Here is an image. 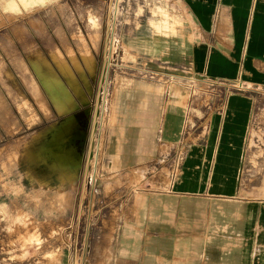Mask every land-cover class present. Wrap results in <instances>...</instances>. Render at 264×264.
I'll use <instances>...</instances> for the list:
<instances>
[{
  "label": "crops",
  "instance_id": "0c3cea01",
  "mask_svg": "<svg viewBox=\"0 0 264 264\" xmlns=\"http://www.w3.org/2000/svg\"><path fill=\"white\" fill-rule=\"evenodd\" d=\"M170 10L180 22L176 35H159L149 23L140 35L133 23L126 44L164 77L170 64L178 78L204 81L202 89L190 85L198 95L183 101L169 79L111 87L108 74L99 83L97 73L94 99L85 88L79 106L93 107L107 89L109 129L66 112L57 140L48 138L46 163L17 166L16 214L54 220L62 205L66 264H264V130L256 127L264 119V97L256 94L264 92V0H172ZM250 140L259 143L253 150ZM24 183L47 193L25 194ZM76 183L84 194L70 193ZM54 186L68 190L49 194Z\"/></svg>",
  "mask_w": 264,
  "mask_h": 264
},
{
  "label": "rangeland",
  "instance_id": "374dc122",
  "mask_svg": "<svg viewBox=\"0 0 264 264\" xmlns=\"http://www.w3.org/2000/svg\"><path fill=\"white\" fill-rule=\"evenodd\" d=\"M170 3L172 0H0V264L67 263L64 247L68 244L69 229L60 218L62 205L56 207L54 220H47L43 216L45 212L38 213L37 223L16 214L22 195L17 166L46 163L41 160L45 158L48 138L57 140L59 130L56 128L62 125L66 112L82 116L83 124H90L91 128H95L97 122L99 129H109L112 113L107 89L97 92L93 107L79 106L80 100H85V88L94 99L91 88H94L97 73L101 83L106 72V81L111 80V87L130 80H150L149 77H153L155 83L169 79L171 88H181L183 101L198 95L189 91L190 85L199 83L202 89L204 81L180 79V73L170 64L167 65L168 76L160 75L144 60L136 59L131 46L126 44L133 23L136 27L142 26L140 35L146 31L144 25L148 23L159 35H176L180 22L175 20ZM72 51L80 52V57L75 58ZM59 54L67 67L60 64L63 60L57 59ZM37 67L41 74L37 73ZM41 75L58 77L68 89L67 97L50 95ZM215 92L220 98L226 94L221 89ZM199 94L207 92L200 90ZM256 94L264 97L262 92ZM90 109H94L93 114ZM256 127L264 130V119ZM251 136H256L254 129ZM253 140L249 142L251 150L259 144ZM108 180L105 193L112 187ZM24 189L23 193L28 195L47 193L46 187L36 188L25 183ZM69 189L72 195L84 194V187L77 183ZM49 190V194L62 196L68 188L64 191L54 186ZM93 190H97L96 187ZM77 212L76 206L70 236L76 251L81 233ZM76 253L79 252L73 250L74 259L79 257ZM92 254L90 250L88 255ZM72 264L79 263L73 261Z\"/></svg>",
  "mask_w": 264,
  "mask_h": 264
},
{
  "label": "bare ground",
  "instance_id": "6f19581e",
  "mask_svg": "<svg viewBox=\"0 0 264 264\" xmlns=\"http://www.w3.org/2000/svg\"><path fill=\"white\" fill-rule=\"evenodd\" d=\"M51 57V56H50ZM60 57H58L57 59H59ZM72 58V57H71ZM52 59V58H51ZM40 60V59H39ZM60 61H61V58L59 59ZM59 61V62H60ZM56 62V61H55ZM64 63V62H63ZM63 63L62 62H60V64H62L63 65ZM47 64V63H46ZM91 64V63H90ZM36 66H37V64H36ZM38 66H39V64H38ZM63 66H65V65H63ZM74 66H77V65H74ZM35 68V67H34ZM38 68L39 67H37L36 69L38 70ZM75 70V69H74ZM90 70V69H89ZM53 71V70H52ZM79 71V70H78ZM81 71V70H80ZM37 72V71H36ZM37 73H39V70H38V72ZM39 74H41V73H39ZM53 74V73H52ZM42 76V75H41ZM46 75H43L42 76V82H43V85H44V87L46 88V90L48 91V93L50 94V95H52V96H55V97H59V98H62V96L63 97H67V92H66V88H64V85H62L59 81H58V77H57V79H55V78H53V77H45ZM55 76H57V75H55ZM52 91V92H51ZM54 92H56L55 94H54ZM71 96V95H70ZM58 110V109H57ZM60 110V109H59ZM96 115H97V113H96ZM98 115H99V113H98Z\"/></svg>",
  "mask_w": 264,
  "mask_h": 264
},
{
  "label": "built area",
  "instance_id": "2783aa9c",
  "mask_svg": "<svg viewBox=\"0 0 264 264\" xmlns=\"http://www.w3.org/2000/svg\"><path fill=\"white\" fill-rule=\"evenodd\" d=\"M149 78L152 80L153 77H149ZM190 91L193 92L194 90H192L191 87H190ZM260 92H262V91H260ZM262 93H264V92H262ZM261 110L264 111V107L261 108ZM180 159H181V156H178V159L176 160V162L171 167V169H170V176L176 175V173L178 171Z\"/></svg>",
  "mask_w": 264,
  "mask_h": 264
}]
</instances>
